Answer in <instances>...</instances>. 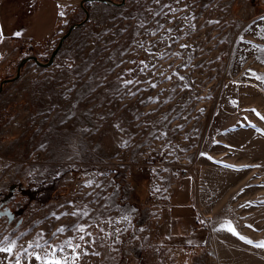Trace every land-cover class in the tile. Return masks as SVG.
Wrapping results in <instances>:
<instances>
[{"label": "rangeland", "instance_id": "obj_1", "mask_svg": "<svg viewBox=\"0 0 264 264\" xmlns=\"http://www.w3.org/2000/svg\"><path fill=\"white\" fill-rule=\"evenodd\" d=\"M84 6L52 65L2 85L0 240L17 247L0 262L41 264L24 249L50 251L29 247L44 233L80 244L75 264H264V0ZM67 10L51 41L0 55V85L85 19L80 1Z\"/></svg>", "mask_w": 264, "mask_h": 264}, {"label": "crops", "instance_id": "obj_2", "mask_svg": "<svg viewBox=\"0 0 264 264\" xmlns=\"http://www.w3.org/2000/svg\"><path fill=\"white\" fill-rule=\"evenodd\" d=\"M79 1L81 0H0V25L5 37L0 42V55L12 44H18L17 42L51 41L56 34L58 22L67 15L68 7ZM57 5L62 6L65 13L63 17L58 14L61 8ZM15 32H20L21 35L16 37L13 35ZM187 211L186 206L172 207V212L179 216L191 215L185 214ZM180 240L182 239L177 241Z\"/></svg>", "mask_w": 264, "mask_h": 264}, {"label": "snow or ice", "instance_id": "obj_3", "mask_svg": "<svg viewBox=\"0 0 264 264\" xmlns=\"http://www.w3.org/2000/svg\"><path fill=\"white\" fill-rule=\"evenodd\" d=\"M156 2H158V0H156ZM59 8H61V11L58 13L61 17H63L65 15L62 6L57 5ZM261 19H264V17H261ZM261 38H264V29H261ZM14 36L19 37L21 35L20 32H15L13 33ZM5 39L4 37V33H3V27L2 25H0V42H2ZM259 48V46H256ZM261 52H264V49H259ZM2 58V57H0ZM257 59L260 60L261 62H264V57L261 56H257ZM254 76H256V79L261 80L262 82H264V76H258L256 74L253 73ZM181 79H183L181 77ZM133 83V81H126L125 84H131ZM153 87H155V85H153ZM251 111L255 112V109H252ZM257 115H259L257 113ZM262 119H264V117H262ZM251 127H255L254 125H250ZM116 127H119L118 125ZM86 186H90L86 185ZM264 203V202H262ZM247 206H251V203L247 204V205H242V207H247ZM3 213H0V215H2ZM55 215V214H53ZM63 215H73V216H80V215H87V212H81L80 210L74 211L72 213H64ZM57 219H59L60 217H56ZM125 219H127V217H125ZM248 227H251V225H249ZM67 229L65 227H61L59 229H57V232L52 233V237H55L57 235V233H63L65 232ZM75 231H79L81 233H84L86 230L82 225H78L75 229ZM221 230L224 231H228L230 232L232 235L237 236L239 239L244 240L246 243H252V241L248 240L246 237L240 236V234L238 232H236L234 226L231 224V222H226L224 225H222ZM102 231V229H101ZM24 235V234H22ZM44 233H38L37 238L34 242H31L29 244L30 248L33 249H49L50 251H44L43 255L39 254V253H29L27 249H24V253L27 255H31L34 256V259L37 261H40L41 264H75V261H77L80 257L79 254L77 253V249H79L81 247L80 244H73V241L71 239L65 240L62 244L57 245L55 247H53L50 243L49 240H45L44 239ZM87 235H91V233H87ZM79 239L81 241L84 240V236L81 235L79 237ZM256 247H264V242H260L257 243L255 245ZM17 247L16 241H12L9 240L8 237H4L3 240H0V253H6V254H13L14 249ZM66 248H71V255H63L61 258H57L56 257V251L59 250L61 253H64ZM85 255L87 254L86 252L84 253ZM96 254V253H93ZM0 264H2V262H0ZM15 264H20V253H16V259H15Z\"/></svg>", "mask_w": 264, "mask_h": 264}, {"label": "water", "instance_id": "obj_4", "mask_svg": "<svg viewBox=\"0 0 264 264\" xmlns=\"http://www.w3.org/2000/svg\"><path fill=\"white\" fill-rule=\"evenodd\" d=\"M87 2H100V3H105V4H108V5L121 6V5L124 4L125 0H122L120 3H118V2H114V1H112V0H81V1H80V7H81L82 10L85 12V19H84L82 22H80V23H76V24H74V25H72V26L69 27L67 33H65V34L61 37V39H60L58 45L56 46V48H55L54 51L52 52V54H51V56H50V58L48 59L47 62H41V61H39V60L37 59V57H35V56H28V57L23 58V59L20 61L18 67H17L15 77H13V78H11V79H5V80L2 81V84L0 85V92H1V90H2V85H3V83L8 82V81H13V80H15V79H17V78L19 77V75H20V70H21L22 66H23L26 62L32 60V61H34L37 65L42 66V67H48V66L52 65L53 60H54V57H55L57 51H58V50L60 49V47L62 46V43H63V41L65 40V38H66V37H67V36H68V35L74 30V28H76V27L82 25V24L88 19V10H87L86 7L84 6V4L87 3Z\"/></svg>", "mask_w": 264, "mask_h": 264}, {"label": "trees", "instance_id": "obj_5", "mask_svg": "<svg viewBox=\"0 0 264 264\" xmlns=\"http://www.w3.org/2000/svg\"><path fill=\"white\" fill-rule=\"evenodd\" d=\"M50 190H52V189H50ZM202 239H203L202 236H196V237L191 238V239H183L181 241L171 242L168 244H169V246L184 245L187 247H198L202 244V241H203Z\"/></svg>", "mask_w": 264, "mask_h": 264}]
</instances>
